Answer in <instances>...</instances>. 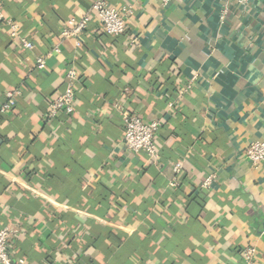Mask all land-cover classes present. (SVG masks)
<instances>
[{
  "label": "crops",
  "instance_id": "1",
  "mask_svg": "<svg viewBox=\"0 0 264 264\" xmlns=\"http://www.w3.org/2000/svg\"><path fill=\"white\" fill-rule=\"evenodd\" d=\"M92 1L0 0L33 45L0 24V107L18 92L0 114L10 263L246 264L254 247L264 264V164L244 155L264 141V0L229 5L222 24L223 0H107L132 6L124 34L93 18L76 47L60 33ZM68 69L75 110L48 119ZM124 114L160 121L157 162L125 148Z\"/></svg>",
  "mask_w": 264,
  "mask_h": 264
},
{
  "label": "built area",
  "instance_id": "2",
  "mask_svg": "<svg viewBox=\"0 0 264 264\" xmlns=\"http://www.w3.org/2000/svg\"><path fill=\"white\" fill-rule=\"evenodd\" d=\"M251 1L252 0H223V6L219 15L220 24L225 20L229 5L238 4L244 6ZM169 2L170 0H160L162 6L167 5ZM132 15L133 8L129 4H124L121 5L120 8H115L107 0H93L89 12L78 19L69 20L67 25L62 29L60 36L62 38L74 39L75 46L79 47V39L94 18V20L101 25L105 35L112 38H119L124 34L126 24ZM0 24L8 28V34L11 39L18 38L25 49L31 50L33 48L30 41L19 38L17 24L11 19H6L1 8ZM130 44H134V41H130ZM35 63L38 70H42L45 67V61L41 57L36 58ZM64 78L65 89L60 94L50 98L47 102L46 117L48 119H54L62 115H71L75 110L74 85L78 79V74L74 69H68L64 74ZM17 95L18 92L6 93L7 101L0 107V114L6 113L10 109V102ZM168 105L172 107L171 103ZM122 125L125 148L132 153L143 152L150 160L157 162L159 160V150L155 143V136L160 130V121L152 120L146 122L140 117L124 114L122 116ZM244 155L246 162L253 168H257L264 164V141L250 143L246 147ZM180 170L181 167L179 164H174L172 166L174 177L169 184L170 186H176ZM215 181L216 175L212 173L203 179L200 187L203 189H210ZM10 240L11 229L8 227L0 228V264H11L9 258L11 249ZM241 257L246 264H251L255 259V248H245L241 253ZM18 264H23V262L19 261Z\"/></svg>",
  "mask_w": 264,
  "mask_h": 264
}]
</instances>
